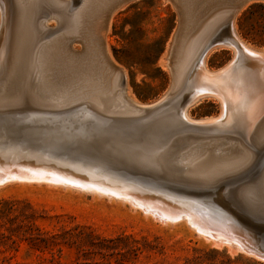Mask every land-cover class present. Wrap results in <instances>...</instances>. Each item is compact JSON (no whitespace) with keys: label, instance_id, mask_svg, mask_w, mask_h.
<instances>
[{"label":"rangeland","instance_id":"rangeland-1","mask_svg":"<svg viewBox=\"0 0 264 264\" xmlns=\"http://www.w3.org/2000/svg\"><path fill=\"white\" fill-rule=\"evenodd\" d=\"M168 1L120 0L110 14L104 34L105 54L109 60L124 70L127 92L140 103H151L166 91L173 92L169 97L171 104L182 101L188 94L185 90H188V86H192L197 76L195 63L181 87H179L180 82H173L172 64H175V53H177L175 49L178 38L183 32L185 20L181 16L180 7L174 0ZM8 3L9 0H6L7 8L2 24L3 33H0L4 49L3 61L0 62V72H2L0 77L3 74L0 78V98L2 97L0 118L12 121L15 125L12 126L13 132H2L0 135V153L3 150H5L3 152H8L11 148L13 152L9 151V154L15 160L19 159L18 161L30 159L36 164L44 165L48 160H50L48 163L52 160L50 165L47 163L48 166L71 176L73 170V173L78 172L73 175L74 177L89 182L95 181V177H98L96 174H99V178L101 175L103 179L107 178L103 184L105 182L110 186L114 185L112 187L115 189L117 185L125 188L127 193L136 190L150 192V194L166 198L165 200L169 202L173 200L180 208H186H183L186 211L195 209L193 202L203 212L200 213L199 209L194 211L200 215L205 213L204 216L209 214L205 212L207 209L202 207L199 201L177 194L205 193L207 189L217 184L247 177L255 179V183L260 180L259 176L264 171V163L260 165L261 168L258 165L257 169L260 168V171L257 170L254 174L247 175L259 158L247 170L224 178L199 181L185 175L183 171L186 168H193L189 166L193 161L191 163L188 159L180 161V154L188 145L196 144L198 139L180 140L178 143L179 137L192 135L212 138L219 135L215 133H208L205 136L198 135L195 130L192 132L181 130L176 133L173 130L167 142L159 143L155 141V137L150 138L148 130H144L143 127L153 120L154 114L155 117L159 116L158 112H162V107L161 110L159 108L150 113L138 112L125 106L122 100L115 98V101L108 102L106 108L100 110V113L98 111L90 113L84 106L87 101H93V99L85 91H74L66 98L49 102L37 96L27 86L21 87L12 96H4V90L15 68L20 66L17 65L19 62L15 58L11 60L12 63L7 58L4 65L8 44ZM251 5L255 7L249 10ZM37 21L42 26L44 24L45 29L48 28L45 25L48 21L49 27L56 26L53 20H47L42 16ZM227 23L219 27L208 43L221 40L215 38L223 32L225 33L221 37L224 40L228 38ZM234 29L237 36L249 47L264 50V0H250L243 3L236 11ZM195 34L197 35L198 31ZM17 42L21 43L19 40ZM69 46L76 53L84 52L82 43L77 39L70 40ZM18 50L17 46V54ZM215 50L206 60L207 67L212 70L225 66L232 56L231 49L228 47ZM33 55L34 49L31 52L30 63L33 62ZM94 56H100V53ZM167 57L170 58L171 64L166 61ZM28 63L26 62L27 67H29ZM238 63L240 59L237 56L235 66L238 67L240 65ZM169 87L171 89L168 90ZM24 92L26 93L23 99L25 102H28L27 99H34L56 106L28 105L25 108L24 101L10 107L3 106L18 101ZM114 93L116 94V91ZM218 113V103L210 98L202 100L189 110V114L195 119L216 116ZM128 132H131V135ZM220 136L219 138H238L228 133ZM149 141L152 142L151 145L160 144L158 146L160 148L151 152V158L157 159L155 170L158 172L148 171L140 158L142 153L139 150L151 143ZM92 143V146L98 145L99 148L85 149ZM169 146L175 150L170 149L172 152H169ZM151 147L153 149V146ZM126 148L134 149V151L127 152ZM48 149L51 151H47ZM18 150L19 153H17ZM262 153H264V148ZM194 169L193 173H197V168ZM158 173L161 175L157 176ZM177 174L191 182L178 178ZM89 175L94 178L88 177ZM138 176L154 182L169 184L174 189L141 181ZM260 261L250 255L239 254V252L231 254L226 246L214 247L211 241L200 236L185 219L163 223L140 208L120 199L45 182L10 181L0 186V264H264Z\"/></svg>","mask_w":264,"mask_h":264},{"label":"bare ground","instance_id":"bare-ground-1","mask_svg":"<svg viewBox=\"0 0 264 264\" xmlns=\"http://www.w3.org/2000/svg\"><path fill=\"white\" fill-rule=\"evenodd\" d=\"M119 1L120 0H79L78 5L71 8L70 0H9L8 44L4 57V65L7 58L10 61L15 58V60L18 59L17 62H19V64L17 65L20 66L15 68L13 76L9 80L3 95L7 97L12 96L19 91L21 87L25 88L27 86L40 98L49 100V102H55L70 96L74 91H85L86 94L90 95L93 99V101H87L85 99L87 103L84 107L90 111V113L94 111L100 113V110L106 108L108 102L115 101V98L122 100L125 106L133 110L138 112L144 111L143 107L150 103L137 102L128 94L127 82L122 84L121 79L123 75L126 78L124 70L119 65L109 60L103 49V38L110 14ZM247 1L250 0H174L180 7V13L185 20V26L181 36L178 38L175 49L177 53H175V64H172L173 82H180L179 87H181L186 75L195 63V67H197V76L191 84L192 86H188V90H185V92L188 91V94H186L187 96L184 97L181 95L184 97L182 101H178L175 104H171L172 101H170L165 105V107L167 106L166 109L163 111L164 107H162V110L160 108L162 112H158L160 113L159 116L157 115V117H155L154 114L153 120L143 128L144 130H148L150 138L155 137V141H159V143L167 142L173 130L176 133L181 130L192 132L193 129L189 125H207V128H205L206 130L195 131L198 135L201 134L205 136L208 135V133H215L220 136L221 134L224 135V133H228L238 137L236 139H232L231 137L219 138V136L200 138L199 136L192 135L179 137L180 139L177 140L178 143H180V140L187 141L192 138L198 139L196 144L188 145L185 149L183 147L184 150L180 154V161L187 159L190 163L193 161V163L189 165L193 168H186L183 173L199 181L224 178L247 170L259 158V161H257L258 163L256 162V165L247 173V175L250 173L254 174L257 170L260 171L261 164L264 163V153H262V149L264 148V50H255L249 47L237 36L234 29L236 11ZM6 8V0H0V33H3V15L5 14ZM41 16L47 20H53L56 26L49 27L48 21L45 24L48 28L45 29L46 27L44 24L43 26L45 28L37 21ZM225 22H228V38L226 40L223 39V41L215 40L208 43L210 38ZM196 31H198L197 35L195 34ZM0 37L2 38V36ZM17 37L20 38L17 39ZM1 38L0 62L3 61L2 58L4 56V49L2 48L3 39L1 41ZM72 39H77L82 43L83 53H76L74 49L70 48L69 41ZM18 40L21 42L20 44H18ZM17 46L19 48L18 54L16 51ZM220 47L230 48L232 56L225 66L217 70H212L206 65L207 57L213 50H217ZM33 49L34 55L31 64L29 59ZM96 53H100V56H94ZM237 56L240 59V63H238L240 65L238 67L237 65L235 66ZM26 62H29V67H27ZM4 72L5 68L3 73ZM2 77L3 74L0 78ZM179 87H177V89ZM169 89L171 88L169 87L168 90ZM172 90L174 89L172 88ZM115 91L116 94L114 93ZM167 92L168 91L164 92L163 96ZM168 93L170 94L169 97L173 94V92ZM25 96L26 93L24 92L21 94L18 101L3 106L10 107L22 101L25 102V100H23ZM208 98L218 103V115L199 119L193 118L189 114V110L201 103L202 100ZM159 99L163 101L165 97H159ZM27 100L28 102H25V108L28 105H33L35 107L56 106L34 99ZM38 114L41 113L39 112ZM18 115L19 114H17V116ZM152 116L151 114V117ZM2 118H0V135L2 132H13L12 126L15 125V123ZM95 139L97 140V138ZM169 142L171 143L172 140ZM151 144L152 142L145 145L142 149L139 148V152L142 153V157L140 158L144 162L143 166L147 168L148 171L151 170L152 172L156 169L157 159L154 160L152 159L153 157L151 158V152L156 151V148H160L158 147L160 144ZM92 145L93 143L91 146L87 145L85 149L87 148L90 150V148L94 149L98 147V145H95V147ZM246 145L253 151L250 150V148L248 149ZM151 146H153V149ZM170 149L172 150L173 148L170 147L169 152L175 150V148L172 151H170ZM3 151L0 153V186L5 185L7 182L10 183V181H26L75 187L98 195H105L108 198L126 201L130 205L140 208L146 214H149L154 219L163 223L177 222L181 219H185L200 236L211 241L214 247L221 248L226 246L228 252L231 254H235L242 250L237 243L231 240L230 242L223 237L226 230L234 235L239 234L237 230L233 229L235 226L228 220L222 221V219L211 217L210 215L204 216L205 213L204 215H200L203 211L199 208V211H201L199 214L195 212L197 209H194L195 211L190 209L186 211L184 210L186 208H180L172 199H170L172 202H169V200H165L166 198L163 197V199L161 196L150 194V192L147 193L136 190L127 193L124 190L125 188L123 189L117 185H115L117 188L115 189L112 187L114 186L112 184V186L105 184V182L103 184V181L107 178L104 177L105 179H103V177H101L102 175L99 178V174H96L98 177H95V181L89 182L74 177L73 175L78 172L73 173V170V175L71 176L48 166L47 163L50 160L46 163L43 158L46 165L42 160H38V162L42 161L44 165L36 164L30 159L18 161L19 159L15 160V158L9 154V151H12L11 148L8 152ZM47 151L51 150L48 149ZM125 151L131 152L134 151V149L128 150L126 148ZM14 152L16 153L15 150ZM40 152H42L41 149ZM17 153H19V150ZM54 155L52 156L54 157ZM41 158L42 157H40V159ZM51 162L48 164L50 165ZM176 163L177 162H175V164ZM133 164L135 163L133 162ZM258 165H261L259 169H257ZM194 168H197V173H193L195 170ZM182 169H184V167ZM160 173H158L159 175L157 174V176H160ZM91 176L89 175L88 177ZM155 176L156 175H154V177ZM177 177L184 181H188V179H183L182 176L179 177L178 175ZM259 177L260 180L252 188L260 191L259 195L264 197V171ZM221 184L207 189L205 193L211 192ZM107 185L112 188L107 187ZM194 219H198L201 227L195 225L196 223H192ZM245 254L257 260L264 261L252 253Z\"/></svg>","mask_w":264,"mask_h":264},{"label":"water","instance_id":"water-1","mask_svg":"<svg viewBox=\"0 0 264 264\" xmlns=\"http://www.w3.org/2000/svg\"><path fill=\"white\" fill-rule=\"evenodd\" d=\"M78 2L79 0H70V7L72 8L73 6L78 5ZM223 33L217 35L215 39L220 38L222 40L223 38L221 36H223ZM166 61L171 64L169 57L166 58ZM121 79L122 84L126 83L124 75ZM169 96L170 94L168 92L164 94V96L162 94L160 97H165V99L160 101L158 98L153 101V103L145 105L143 107L144 112L150 113L167 105L171 101ZM166 107L163 108V111ZM189 126L195 131H202L207 128V125ZM128 133L131 135V132ZM138 178L147 183H154L171 190L174 189L173 186L166 183L154 182L149 179H145L144 177L140 178V176H138ZM255 181V179L247 177L221 184L211 192H188L186 195H177L189 198L190 200H197L200 202L202 207L207 209L204 211L209 215L222 219V221L228 220L235 226L233 229L237 230V233L240 235H234L230 231L226 230L223 237L229 241H234L241 247L242 250H240L239 254L245 255V253H252L256 257L264 260V197L259 195L260 191L252 188L256 184ZM192 204L195 209H198V206L195 205V203L192 202ZM192 223H196L195 225L201 227L198 219H194ZM260 262L264 263V261Z\"/></svg>","mask_w":264,"mask_h":264},{"label":"trees","instance_id":"trees-1","mask_svg":"<svg viewBox=\"0 0 264 264\" xmlns=\"http://www.w3.org/2000/svg\"><path fill=\"white\" fill-rule=\"evenodd\" d=\"M254 7H255V5H251L250 8H249V10H251V9L254 8ZM247 11H248V10H246V12H247ZM116 59L119 60L117 57H116ZM153 63H154V62H153Z\"/></svg>","mask_w":264,"mask_h":264}]
</instances>
